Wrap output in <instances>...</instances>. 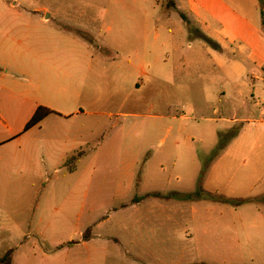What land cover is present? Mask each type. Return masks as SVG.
<instances>
[{"label": "rangeland", "instance_id": "obj_1", "mask_svg": "<svg viewBox=\"0 0 264 264\" xmlns=\"http://www.w3.org/2000/svg\"><path fill=\"white\" fill-rule=\"evenodd\" d=\"M137 1L145 5V21L181 25L178 13L172 11L167 17L164 10L155 5L158 2L170 8L172 0ZM128 2L130 0H0V117L6 125L0 130V155L22 150L30 152L29 173L23 178V194L30 199L17 205V210L29 217L45 214L49 227L47 240L40 242L36 236L30 237L26 240V250L37 260L43 252H51L49 255L58 259L56 264H63L66 254L54 255L58 253L52 252L55 246L51 243L72 240L73 243L58 247L80 243L74 249L75 258L80 260L78 264H264V74L258 72L259 79L254 80L252 65L242 58L239 60H243L246 69L237 75L235 89V94L241 96L239 101L231 100L227 104L219 99L205 104L198 93L207 89V93L213 95L218 88L209 79L203 81L202 87L194 86L193 95L187 96L185 89L177 88L180 97L177 101L182 103L178 104V111L189 112V117H193L182 121L183 133L191 137L189 140L200 159V173L190 183L187 177L190 178L193 170L184 167V157L180 155L175 168L164 162L161 168L156 161L147 165L149 177L162 175L169 180L167 185L140 189L134 181L127 189L125 184L131 174L133 180H140L142 163L133 169L130 161L127 171L98 165V160L85 165L82 159L87 150L69 151L63 146L62 127L58 123H38L26 128L32 117L28 118L26 110L8 90L26 91L32 90V85H41L33 71L38 63L29 59L27 53L42 50V39H46L48 51L67 50L66 45H58L45 37L50 27L57 29L60 27L57 23H62L76 29L98 28L106 21V5L119 3L121 6ZM50 13L54 14V21L44 26L41 18ZM124 15L126 12H119V25ZM175 30L179 41L177 27ZM189 44L192 50L198 49L193 39L184 40L182 49L188 51ZM194 83H197L195 76ZM222 85L228 87L225 83ZM253 88L261 95L259 101H252ZM148 94L144 93L145 102ZM136 104V93H133L123 110L136 112ZM132 117L128 118L127 128L129 144L133 145L136 141L132 140L131 131L136 130L141 118ZM213 126L223 133H236L227 140L226 147L230 145V149L221 156L218 155L226 147L214 155L219 140L215 139L212 145L209 137ZM106 131V127L99 126L91 143L100 145ZM206 147L211 150L204 153L202 149ZM128 154L130 160L132 154ZM204 167L207 168L204 170ZM200 180L203 190L211 196L201 194L188 203L148 199L136 206L128 204L126 210H117L120 204L149 191L194 194L198 192ZM118 184L126 191L118 198H111L114 190L119 189ZM220 198L247 203L235 207L220 203ZM89 227H93V238L82 245V236ZM3 237L0 235L1 239Z\"/></svg>", "mask_w": 264, "mask_h": 264}, {"label": "crops", "instance_id": "obj_2", "mask_svg": "<svg viewBox=\"0 0 264 264\" xmlns=\"http://www.w3.org/2000/svg\"><path fill=\"white\" fill-rule=\"evenodd\" d=\"M172 2L170 8H164L158 2L155 5L164 10L167 17L172 11L178 13L181 25L145 21V5L137 0H130L121 6L119 3L106 5V21L98 26L100 29H76L57 23L60 27H50L45 37L51 42H58V45H66L67 50L58 48L48 51L45 49L46 39H42V50L27 53L29 59L38 63L33 71L41 85H32V90L26 91L8 90L11 97L26 110L28 118L39 107L50 110L52 113L40 123L61 125L60 140H63V146L69 151L87 150V153H83V164L90 165L98 160V165L127 171L130 161L133 169L142 163L140 180H133L131 174L130 181L128 179L129 182L125 184L127 189L134 181L140 189L167 185L169 180L162 175L149 177L147 165L156 161L160 162L161 168L164 167L163 162L175 168L180 155L184 157V167H188V171L193 170L190 178L187 177L188 183L197 179L201 170L200 159L196 157L197 150L189 140L191 137L184 136L182 122L193 117H189V112L178 111V104H182L177 101L180 99L178 87L185 89L187 96L193 95L194 86L202 87L203 81L209 79L218 86L216 92L210 95L206 89L198 93L199 97L205 104L219 99L229 104L231 100L241 99L239 93L235 94V89L237 75L246 69L243 60L252 65L254 80L259 79L258 72L264 74V0ZM120 11L126 12L121 25L117 21ZM51 21H54V14H43L41 23L44 26ZM176 27L180 34L179 41ZM186 39H193L198 49L192 50L189 44L188 51L183 50L182 44ZM206 40L212 42L213 46L208 45ZM194 76L197 83H194ZM223 83L228 87L225 88ZM133 93H136L137 110L124 111ZM144 93H149L147 102ZM260 96L253 88L252 101H259ZM129 116L141 118L136 130L131 131L132 140L136 141L133 145L129 144ZM5 126L0 117V130ZM99 126L101 129L106 127L108 131L100 145H93L91 141ZM220 133H223L220 128L212 127L209 137L212 145ZM182 145L184 148H180ZM229 147L218 156L228 151ZM209 149L206 147L202 151L207 153ZM128 153L132 154L130 160ZM30 156L27 150L0 155V235L4 236L0 238V259L9 253L10 264H56L58 259L51 257V252H43L40 260H37L29 249L26 250V240L30 237L36 236L38 241H46L49 228L45 214L29 217L17 210V205L21 206L30 199V196L23 194V178L24 174L29 173L27 162ZM176 180L179 181L178 178ZM117 186L119 189L114 190L111 198H118L126 191L122 184ZM153 193L159 192L149 191L143 196L133 197L131 203H122L117 210H126L128 204L136 206L148 199L180 203L190 201L144 197ZM172 193L190 194L172 191L164 195ZM135 198L142 199L133 203ZM88 229L91 230L90 237L86 241L83 239L82 245L93 238V227ZM65 243L73 241L51 243L52 247L55 246L52 252L58 253L54 254L56 256L66 254L63 264H78L80 260L75 258L74 249L80 243L58 247Z\"/></svg>", "mask_w": 264, "mask_h": 264}, {"label": "trees", "instance_id": "obj_3", "mask_svg": "<svg viewBox=\"0 0 264 264\" xmlns=\"http://www.w3.org/2000/svg\"><path fill=\"white\" fill-rule=\"evenodd\" d=\"M181 18L185 22H188L183 15H181ZM206 41L213 46L212 42H210L208 40H206ZM51 113L52 112L50 110L46 109V108H42V107L37 108V110L35 111L34 115L31 118L30 122L27 124L26 128L29 129V127H32V126L37 125L46 116H48ZM227 132L226 133H223V134L222 133L219 134V137H218V140L219 141H218L216 150L214 151V155L217 154L219 151L223 150L226 147L227 140H231L232 138H234L236 136V133H232L231 134V133H229V131H227ZM228 134H231V135H228ZM222 136L226 137L227 139H225L224 137L222 138ZM73 160H75V158H73L72 161ZM206 168L207 167H204V170ZM201 194H205L207 196H211V194H208V193H206L203 190V188L201 187V180H200L198 182V192H196L194 194L182 195V194H179V193H172V194H169V195H164V194H160V193H153V194L146 195L144 197H154V198H159V199H171V198H175V199H179V200H181V199H183V200H193L195 197H199ZM140 199H142V198H135L134 201H133V203H137ZM210 199H213V197L210 198ZM219 202L222 203V204H230V205H233L235 207H238V206H241L244 203H247L246 200H240V199L239 200H231V199H228V198H220ZM90 231L91 230L88 229L83 234V239L85 241L89 239V237H90ZM0 261L4 262L5 264H10V261H9V253L4 258L0 259Z\"/></svg>", "mask_w": 264, "mask_h": 264}, {"label": "water", "instance_id": "obj_4", "mask_svg": "<svg viewBox=\"0 0 264 264\" xmlns=\"http://www.w3.org/2000/svg\"><path fill=\"white\" fill-rule=\"evenodd\" d=\"M46 18H48V16H46ZM0 264H5L4 262L0 261Z\"/></svg>", "mask_w": 264, "mask_h": 264}]
</instances>
